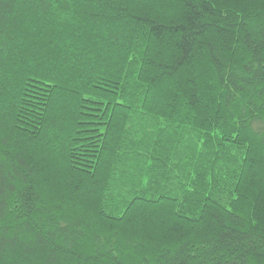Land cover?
<instances>
[{
  "label": "trees",
  "instance_id": "1",
  "mask_svg": "<svg viewBox=\"0 0 264 264\" xmlns=\"http://www.w3.org/2000/svg\"><path fill=\"white\" fill-rule=\"evenodd\" d=\"M0 264H264V0H0Z\"/></svg>",
  "mask_w": 264,
  "mask_h": 264
}]
</instances>
